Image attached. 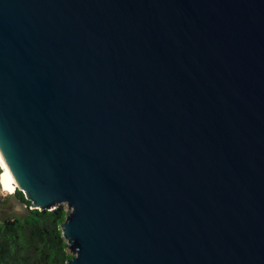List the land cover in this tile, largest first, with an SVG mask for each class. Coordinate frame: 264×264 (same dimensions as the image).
<instances>
[{
	"label": "water",
	"instance_id": "1",
	"mask_svg": "<svg viewBox=\"0 0 264 264\" xmlns=\"http://www.w3.org/2000/svg\"><path fill=\"white\" fill-rule=\"evenodd\" d=\"M0 159L67 264H264V0H0Z\"/></svg>",
	"mask_w": 264,
	"mask_h": 264
},
{
	"label": "trees",
	"instance_id": "2",
	"mask_svg": "<svg viewBox=\"0 0 264 264\" xmlns=\"http://www.w3.org/2000/svg\"><path fill=\"white\" fill-rule=\"evenodd\" d=\"M14 197L26 204L27 211L21 218L2 219L0 264H67L72 256L60 228L68 213L66 208L58 206L51 211H40L31 209L22 193L15 191Z\"/></svg>",
	"mask_w": 264,
	"mask_h": 264
},
{
	"label": "rangeland",
	"instance_id": "3",
	"mask_svg": "<svg viewBox=\"0 0 264 264\" xmlns=\"http://www.w3.org/2000/svg\"><path fill=\"white\" fill-rule=\"evenodd\" d=\"M4 197L5 196L0 195V225L2 223L3 218L23 216V214L26 212V210L17 205L15 201L12 200V198L7 201H4Z\"/></svg>",
	"mask_w": 264,
	"mask_h": 264
},
{
	"label": "built area",
	"instance_id": "4",
	"mask_svg": "<svg viewBox=\"0 0 264 264\" xmlns=\"http://www.w3.org/2000/svg\"><path fill=\"white\" fill-rule=\"evenodd\" d=\"M4 173H5V170H4L3 165L1 163V160H0V195H2V196H13L15 194V191H16L15 186L13 183H11V185L13 186L12 191L5 188L4 183H3Z\"/></svg>",
	"mask_w": 264,
	"mask_h": 264
},
{
	"label": "bare ground",
	"instance_id": "5",
	"mask_svg": "<svg viewBox=\"0 0 264 264\" xmlns=\"http://www.w3.org/2000/svg\"><path fill=\"white\" fill-rule=\"evenodd\" d=\"M0 160H1V159H0ZM1 163H2L3 168H4V170H5L4 177H3V178H4V181H3L4 186H5L6 189L12 191V190H13V186L11 185V183H12V179H11V177H10V174H9L8 170L6 169V167H4V164H3L2 161H1Z\"/></svg>",
	"mask_w": 264,
	"mask_h": 264
}]
</instances>
